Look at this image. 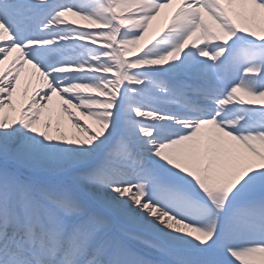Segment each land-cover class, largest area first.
<instances>
[{
    "label": "snow or ice",
    "instance_id": "6c2138e0",
    "mask_svg": "<svg viewBox=\"0 0 264 264\" xmlns=\"http://www.w3.org/2000/svg\"><path fill=\"white\" fill-rule=\"evenodd\" d=\"M0 264H264V0H0Z\"/></svg>",
    "mask_w": 264,
    "mask_h": 264
},
{
    "label": "bare ground",
    "instance_id": "6f19581e",
    "mask_svg": "<svg viewBox=\"0 0 264 264\" xmlns=\"http://www.w3.org/2000/svg\"><path fill=\"white\" fill-rule=\"evenodd\" d=\"M171 11H172V9H169V10H168V13L170 14ZM68 18H69L70 20H71V19H76V20H77V25H78V26H85V25L87 24L86 21L79 20V18H74V17H71V16H69ZM164 22H165V20H164V17L162 16L157 22L154 23V26H155L156 28L162 27L163 24H164ZM33 87H35V81H33L32 85H31L30 88H29V91H30V92H31V90H32ZM54 102H55V98H54ZM53 126L55 127V118H54V120H53ZM61 127H62L65 131H67L70 135H71V133L74 131V130L71 128V123L68 121L66 115L63 116V117L61 118Z\"/></svg>",
    "mask_w": 264,
    "mask_h": 264
},
{
    "label": "rangeland",
    "instance_id": "374dc122",
    "mask_svg": "<svg viewBox=\"0 0 264 264\" xmlns=\"http://www.w3.org/2000/svg\"><path fill=\"white\" fill-rule=\"evenodd\" d=\"M158 29V28H157ZM153 31H154V29H153ZM152 35V31H150V36Z\"/></svg>",
    "mask_w": 264,
    "mask_h": 264
}]
</instances>
